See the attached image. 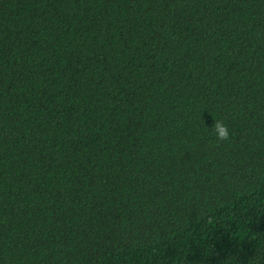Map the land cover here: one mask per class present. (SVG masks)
<instances>
[{"label":"trees","instance_id":"1","mask_svg":"<svg viewBox=\"0 0 264 264\" xmlns=\"http://www.w3.org/2000/svg\"><path fill=\"white\" fill-rule=\"evenodd\" d=\"M260 205L264 0H0V264H264Z\"/></svg>","mask_w":264,"mask_h":264},{"label":"clouds","instance_id":"2","mask_svg":"<svg viewBox=\"0 0 264 264\" xmlns=\"http://www.w3.org/2000/svg\"><path fill=\"white\" fill-rule=\"evenodd\" d=\"M211 129H212L213 134L215 135V139L217 142H223L229 139V129L227 128L226 125H224L219 120L214 122ZM257 211L258 213H262L261 215H264V205H260L257 208Z\"/></svg>","mask_w":264,"mask_h":264}]
</instances>
